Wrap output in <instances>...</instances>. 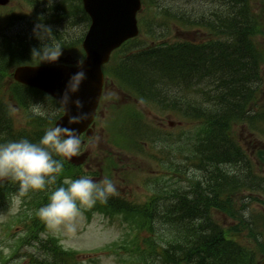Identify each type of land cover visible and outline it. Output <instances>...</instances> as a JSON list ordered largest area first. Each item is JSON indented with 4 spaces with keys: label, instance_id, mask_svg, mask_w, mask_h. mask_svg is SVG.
I'll return each instance as SVG.
<instances>
[{
    "label": "trees",
    "instance_id": "trees-1",
    "mask_svg": "<svg viewBox=\"0 0 264 264\" xmlns=\"http://www.w3.org/2000/svg\"><path fill=\"white\" fill-rule=\"evenodd\" d=\"M243 4L239 0L237 2L224 1L218 8V21L222 27L227 26L233 31L235 39L232 43L226 44L218 41L204 44L185 41L169 44L165 48L162 45L144 47L136 44L139 47L127 57V59L130 57L131 63L128 83L153 100L160 99L164 102V100L169 101L173 97L177 110H182L184 106L183 98L179 93L176 92L173 96L167 94V97L164 98L156 91L155 84L166 91L170 83L182 81L185 87L177 90L185 92L190 83L198 79H206L215 88V94L209 96L215 103L209 104L211 101L208 95L212 91L205 90L203 92L204 89H201L209 105L203 106L201 103L190 105L192 117L201 120L203 125L206 124L197 134V138H202L194 146L195 152H191V161L199 160L198 169H202V164L206 162H209V167L212 168L205 170L201 175H193L188 188L176 187L171 195L172 200L168 201L169 204L162 211L164 215L161 218L169 221L174 229L173 241L161 255L163 264H258V253L241 246L235 240L227 239L223 227L216 221L214 215L212 216L213 210H215L224 211L233 218L242 219L236 215L235 209L239 202L237 194L246 185L245 181L252 178L254 174L255 165L250 158H247V153L237 142L235 126L246 120L253 130L264 133V129L259 127V124L264 122L262 107L254 110L251 115H246L248 108L250 111L254 109L252 105L257 98L254 95V89L262 78L260 64L264 62V50L259 49L250 36L251 33L261 29L260 20ZM77 9L83 18L87 17L82 9L81 0L77 1ZM19 43L14 44L13 47L9 44L5 51H1V65L19 55L16 53L15 46L18 45L19 48L25 42ZM227 48L229 50H226ZM216 49L227 54L226 59H218V61L215 59L212 63L214 58H212L211 52ZM166 54H173L187 61L196 76L186 75L175 65L165 63L164 56ZM199 57L203 58L199 59ZM2 79V67H0V86ZM14 87L21 93V88ZM166 93L168 92L166 91ZM28 94H31L34 97L32 99L37 101L39 96H45L42 92L34 89H25V95ZM51 103L54 106L57 105L53 99H51ZM23 104L28 106L29 100ZM231 109L233 112L230 111ZM30 118L29 127L16 128L10 112H3L0 106V143L20 139L38 142L52 125L51 119L36 114H32ZM2 119L5 120V127L2 125ZM218 141L225 143L224 154L209 157L207 151L205 152L207 144ZM53 156L63 163L62 171L53 174L55 182L46 185L44 192H31L29 197V202L33 203V207L28 215L27 233L31 238L38 240V248L32 254V264H77L79 263L78 251L66 249L54 237H49L46 240L37 237V230L39 229L40 232L44 228L42 220L37 216V206L45 202L48 203L51 192L57 187H66L63 183L64 174L73 175L72 177L79 174V169L71 170L72 166L65 163L61 156L56 154ZM259 157L264 163V151L260 152ZM238 161L244 163L245 170L237 167ZM222 165L228 167L232 180L223 175L220 169ZM233 167L235 168L234 172ZM61 173L63 174L60 175ZM6 178L8 180L10 177ZM9 182L12 184L1 185L0 183V196L16 192L17 188L13 183L17 181L11 179ZM252 187L254 186L250 188ZM34 195L36 197L33 199ZM113 196H109L107 202H104L105 204H102V201L96 203L100 207L101 204L106 207L111 204L120 207L123 203L122 200L119 197L112 198ZM143 220L147 226L152 227V219L143 218Z\"/></svg>",
    "mask_w": 264,
    "mask_h": 264
},
{
    "label": "rangeland",
    "instance_id": "rangeland-1",
    "mask_svg": "<svg viewBox=\"0 0 264 264\" xmlns=\"http://www.w3.org/2000/svg\"><path fill=\"white\" fill-rule=\"evenodd\" d=\"M168 2H171V0H168ZM174 2L179 3L183 7L185 6L183 1L180 0H174ZM195 6V5H192ZM19 7V0H13L10 8L11 13H14V22L18 21V24L14 26V30H22V31H28L29 30V23L32 21L34 28L29 33V36H31L34 31H39L40 27L42 26L39 24L40 22L46 23L52 21L54 14L56 13L55 9L60 8V0H51V3L49 0H44V4H42L40 8V14L37 16L36 13H29V16H27L23 21L20 17V11L21 9ZM187 10V7H186ZM163 12L168 13V8H163ZM19 17V18H17ZM74 17H68V18H61L58 17V20L63 23L62 27L55 24L54 26L57 28H54V30L57 32L59 38L63 42V46H66V39H72L78 38V36L85 31V26H75L71 25L72 20ZM176 32V31H174ZM174 34V33H173ZM172 34V35H173ZM48 37H44L46 40L47 38H53L51 33L47 34ZM140 38H143V36H140ZM175 38V37H173ZM177 39H193L194 37L187 32H180L178 33ZM175 38V39H176ZM145 39V38H144ZM147 40V39H146ZM149 41V40H148ZM65 43V45H64ZM61 54L63 56L58 57L57 60H65V59H73L75 56V52L73 50H65ZM58 54H51L50 56H58ZM56 60V61H57ZM116 99L118 103H124L122 102L124 100V97L121 95L120 92H114ZM144 106V105H143ZM14 118L16 121V124L18 126H24L23 120L24 115L21 112L19 108L16 107V104L14 103ZM144 109L146 107L144 106ZM112 106L107 105L106 108L104 107L102 111H100L98 118L96 119V127L94 129V136L91 140H87L88 144L86 150L90 151V158L87 161L85 168L87 172H92L94 170H97L98 173L95 177L98 179L105 178L107 176L106 169H107V156L110 155L112 157L117 156V158H114L118 165L113 167L109 174L111 175L113 182H115L116 187L121 190V192L125 194H129L130 189H134L135 191V197L138 202L143 203L144 200L147 199V186L154 185L155 182H153L152 179L154 177V174L156 172L160 174H166V170L160 169L159 166V158L161 159H171L175 157L177 154H179L180 144H183V136L176 135L174 133V130L177 134L181 133V130L178 128H174L172 130L174 136L172 138V142H174L176 147H174L168 152L166 149H163L157 156H151V152L149 153H142V154H131V153H125L124 150L120 149L117 144L114 142V136L110 133V130H108L107 124L109 120L111 119V113H112ZM147 120L149 122V125H155L161 124V117H156V115L152 112H147L146 114ZM169 121L172 123H176L174 121V118L170 117ZM177 126V125H175ZM165 127H174L167 124V121H165ZM191 128V127H190ZM188 132H186L185 140L186 144L189 147V140H188ZM148 142L149 144L152 143L150 140H144L142 142ZM163 156V157H162ZM179 157V155H178ZM179 161H182L183 163H186V160L182 158L181 156L178 159ZM133 162V163H132ZM147 179V180H146ZM20 205V201L18 199L15 200L9 206L8 208L4 209L2 212H0V248L8 249L5 245L9 238L7 237L8 231L4 227V222L8 219L10 215L15 213ZM253 210L249 209L247 213V217H254V214L257 213L259 210L262 209V207L259 204H253L252 205ZM119 216V215H116ZM221 217L225 218L226 216L221 215ZM231 221V220H230ZM76 230L74 232H68L64 226H60L59 228H52L48 231V234L61 236L63 238V243L72 248L76 249H100L101 247L105 246L106 242L110 241H118L122 239L127 231V227L122 224L119 220V218H112L110 216H106L100 212L94 214L91 218H88L82 210H80V214L77 216V218L74 221ZM22 228V227H21ZM11 231V230H10ZM237 238L242 243H249V241H252V237L249 236V230L243 229L237 236ZM28 263V260L26 261V264ZM2 264H14V262H3ZM19 264V263H18ZM96 264H121L119 260V255L113 252L112 254H103Z\"/></svg>",
    "mask_w": 264,
    "mask_h": 264
},
{
    "label": "clouds",
    "instance_id": "clouds-1",
    "mask_svg": "<svg viewBox=\"0 0 264 264\" xmlns=\"http://www.w3.org/2000/svg\"><path fill=\"white\" fill-rule=\"evenodd\" d=\"M51 3V0H49ZM41 55V62L56 61L58 56H48L42 51H33ZM84 60L77 61V68H82ZM86 79L83 70L72 74L64 93L58 101L67 112L71 103L77 110L76 115H68L69 127L56 124L48 128L38 142L28 139L0 143V177H10L19 182L21 194L29 190H43L46 185L53 184V174L60 173L63 163L55 159L57 156L72 158L80 154L82 141L78 130L72 125H80L87 121L91 113L84 112V103L80 99L72 100L79 92L81 84ZM44 115L43 112H37ZM65 186L57 187L51 192L49 202L37 211L38 217L51 228L64 226L68 232H74L75 219L80 214V207H93L97 201L107 202L114 195L116 188L109 178L96 182L87 176L78 179H65Z\"/></svg>",
    "mask_w": 264,
    "mask_h": 264
},
{
    "label": "water",
    "instance_id": "water-1",
    "mask_svg": "<svg viewBox=\"0 0 264 264\" xmlns=\"http://www.w3.org/2000/svg\"><path fill=\"white\" fill-rule=\"evenodd\" d=\"M108 23L112 24L109 26V28L111 29L110 32L113 33V37L108 40H105L96 49L91 46L89 50L90 57L83 64L82 68H70L64 66L21 68L18 74V78L24 82L27 81L34 85L40 86L41 88H44L47 91H51L61 97V95L65 91L70 76L77 71L83 70L86 73V85H90L92 88L95 86L94 93L96 95L99 91V72L101 74L100 63L108 58L112 46L117 45L119 42H121L127 36L129 31L133 28V25H124V27H114L116 24V21L114 20H108ZM96 25L97 23H94V27L89 36V42L91 45H93L96 40ZM95 76L97 77L96 84L93 81V78ZM86 85L82 88L81 84L79 92L72 97V100L80 99L84 103L83 110L85 112L91 113V109L93 108V106L90 105L89 107H87L86 105ZM67 111L71 112V115L77 114V110L71 103L67 106ZM86 122L87 121L83 122L82 124Z\"/></svg>",
    "mask_w": 264,
    "mask_h": 264
},
{
    "label": "bare ground",
    "instance_id": "bare-ground-1",
    "mask_svg": "<svg viewBox=\"0 0 264 264\" xmlns=\"http://www.w3.org/2000/svg\"><path fill=\"white\" fill-rule=\"evenodd\" d=\"M180 1H183V0H180ZM210 1L211 0H194L193 2L190 3V5H195L199 9H203L204 18L208 21H212L215 18V13L209 5ZM227 1H230V2L236 1L237 2L238 0H227ZM72 5H73V12L71 15H64L63 13H61L60 9L56 8L55 11H56L58 17H61V18L74 17L77 13V10H76L75 4L73 3ZM192 15H193V12H188L189 17H191ZM15 48H16V53L19 54L16 56H25L26 55L28 61H30L32 52L35 48H37V46H35L31 42H25L19 48H18V45H16ZM226 50H229V49L227 48ZM10 51H11V49H10ZM226 55L227 54H224L217 49L212 51L211 56H212V58H214L212 63L214 62L215 59H217V61H218V59H222V60L226 59ZM202 58L203 57H199V59H202ZM164 62L165 63H171V64L175 65L178 69L185 72L184 74H186V75L190 74L191 76H196V73L190 68L189 63L187 61L183 60L182 58H179V56H174L173 54H166L164 56ZM212 63H211V65H212ZM210 68H212V67L210 66ZM155 89L157 92H159L158 94H160L162 97H164V98L167 97L166 91L163 90L161 87L157 86L156 84H155ZM171 101L173 102L172 99H171ZM210 101H211L210 103L208 102L209 104L215 103V101H213L212 99ZM222 103H223V101H222ZM230 111L233 112V109H231ZM2 125H4V127H5V120L4 119H2ZM217 147H219V148L217 149ZM224 149H225V143L223 141H218V142L207 144L205 152L207 151L209 157H214V156H219L221 154H224ZM202 166H203L202 169L197 170L198 173L202 174L203 172H205V170L212 168V167H209V162L202 164ZM220 169L223 172V175L227 177V179L232 180L230 175H229L230 170L228 169V167H225L224 165H222V166H220ZM234 170H235V168L233 167V172H234Z\"/></svg>",
    "mask_w": 264,
    "mask_h": 264
}]
</instances>
